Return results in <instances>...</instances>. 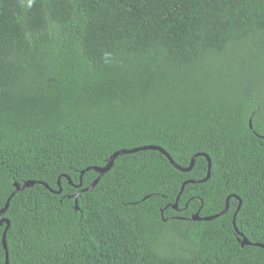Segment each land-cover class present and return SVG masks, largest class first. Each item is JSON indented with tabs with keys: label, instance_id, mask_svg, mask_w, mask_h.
<instances>
[{
	"label": "trees",
	"instance_id": "16d2710c",
	"mask_svg": "<svg viewBox=\"0 0 264 264\" xmlns=\"http://www.w3.org/2000/svg\"><path fill=\"white\" fill-rule=\"evenodd\" d=\"M262 136L264 0H0V264H264Z\"/></svg>",
	"mask_w": 264,
	"mask_h": 264
},
{
	"label": "water",
	"instance_id": "95a60500",
	"mask_svg": "<svg viewBox=\"0 0 264 264\" xmlns=\"http://www.w3.org/2000/svg\"><path fill=\"white\" fill-rule=\"evenodd\" d=\"M262 138L264 139V136H262ZM140 150H158V151H160V152H161V153H162V154H163V155H164V156L170 161V163H171V164H172L177 170H179V171H181V172H190V171L193 169L194 161H195V157H197L198 155H203V154H197V155H195V156L191 159V163H190V165H189L187 168H181V167L177 166V165L174 163V161L171 159V157H170V156H169V155H168L163 149H161V148H159V147H154V146H147V147H142V148H137V149L135 148V149H132V150H121V151H118V152H116L115 154H113V155L108 159L107 165H106L105 167H103V168H94L93 170L96 171V172H98V173L100 174V176H102L103 174H105L106 172H108V171L112 168V165H113V163H114V160H115V158H116L117 156H119V155H123V154H131V153H135V152H138V151H140ZM203 156H205V158H206L207 161H208V172H207V177L205 178V180H203V181H206V180L210 177V167H211V163H210V159H209L208 156H206V155H203ZM97 181H98V180H97ZM97 181H95V182L91 185V187H89L87 190L90 191V190L92 189V187L96 184ZM32 183H33V182H31V183H26L25 185L28 186V185H30V184H32ZM188 183H194V181L191 180V181H186L185 183H183L179 195L183 192V190H184V186H185L186 184H188ZM14 186L16 187V190H15V192H14V194H15V193L18 191V188H17L16 185H14ZM19 189H22V188H19ZM84 190H85V189H84ZM10 198H11V197H10ZM10 198H9V199H10ZM178 198H179V196H178ZM178 198H177V201H178ZM9 199H8L7 202H6L5 207H4L3 209L0 210V215L3 214V213L6 211V208H7V206H8V201H9ZM177 201H176L175 205L173 206L174 209H175L176 206H177ZM238 209H239V208H238ZM227 210H228V200L226 201V207H225L224 211H223L220 215H222L223 213H225ZM211 218H213V217H211ZM211 218H200V217L198 216V214H195V215L192 216V219L195 220V221H199V220L209 221ZM3 223H6V224L8 225V224H9V221L6 220V219L0 220V225H2ZM5 235H6V230H5V232L3 233L2 245H3V248L5 249V256H6L5 264H8L7 246H6V242H5ZM242 244H243V245H249L250 243L244 238ZM250 245H252V244H250ZM253 246H257V247L264 248V246L261 245V244H254Z\"/></svg>",
	"mask_w": 264,
	"mask_h": 264
},
{
	"label": "rangeland",
	"instance_id": "374dc122",
	"mask_svg": "<svg viewBox=\"0 0 264 264\" xmlns=\"http://www.w3.org/2000/svg\"><path fill=\"white\" fill-rule=\"evenodd\" d=\"M14 185H16L17 186V188H20V186L19 185H17V184H14ZM15 187V186H14ZM16 188V187H15ZM75 198H76V196H75Z\"/></svg>",
	"mask_w": 264,
	"mask_h": 264
},
{
	"label": "clouds",
	"instance_id": "9594fccd",
	"mask_svg": "<svg viewBox=\"0 0 264 264\" xmlns=\"http://www.w3.org/2000/svg\"><path fill=\"white\" fill-rule=\"evenodd\" d=\"M28 183V182H27Z\"/></svg>",
	"mask_w": 264,
	"mask_h": 264
}]
</instances>
